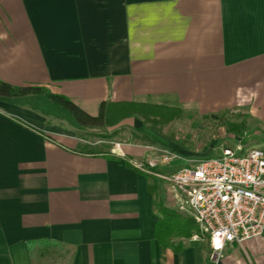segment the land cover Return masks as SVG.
Listing matches in <instances>:
<instances>
[{"label": "crops", "instance_id": "obj_1", "mask_svg": "<svg viewBox=\"0 0 264 264\" xmlns=\"http://www.w3.org/2000/svg\"><path fill=\"white\" fill-rule=\"evenodd\" d=\"M0 78L98 114L102 102L241 110L264 133V0H0ZM53 103L0 97V264H212L207 241L175 252L155 236L150 175L133 165L153 141L100 145L112 127ZM216 264H264V234Z\"/></svg>", "mask_w": 264, "mask_h": 264}, {"label": "built area", "instance_id": "obj_2", "mask_svg": "<svg viewBox=\"0 0 264 264\" xmlns=\"http://www.w3.org/2000/svg\"><path fill=\"white\" fill-rule=\"evenodd\" d=\"M160 151L162 163L179 158L168 150ZM157 163L153 158L147 163L133 161L145 173L153 172ZM190 163L160 175L170 182L181 208L196 220L199 232L192 239L208 240L211 260L216 263L228 244H242L264 234V149L238 144L222 148L218 157L205 156Z\"/></svg>", "mask_w": 264, "mask_h": 264}, {"label": "rangeland", "instance_id": "obj_3", "mask_svg": "<svg viewBox=\"0 0 264 264\" xmlns=\"http://www.w3.org/2000/svg\"><path fill=\"white\" fill-rule=\"evenodd\" d=\"M73 101L91 115H98V110L88 105L87 102L80 100V104L75 100ZM60 110L65 112L66 119L75 120L70 111L63 107H60ZM134 122L135 119L131 118L120 123L123 125L118 129V126L112 127L111 130L107 131L109 132L107 135H101L97 138L98 140L100 138L105 140L100 145H106L114 149L118 147L117 144H122L125 141L134 143H151L153 141V160H157L158 163L153 167V172L147 174L155 178L153 183L159 181V187L164 190V192L159 193L164 203L168 207L178 209L184 214H189V212L181 208L182 203L175 197L170 182L161 177L160 174H171L182 166L191 165L190 162L194 159L197 160L205 156L218 157L222 148L228 146L234 147L242 144L247 149L254 147L264 149L263 131L252 121L248 114L241 110L226 111L216 115V117H202L182 113L166 125L153 124V131L150 129L152 123H144L142 128L136 129L131 127ZM134 130H137V134L134 133ZM144 136H148V139L143 138ZM162 149L177 154L179 158L170 163H162L160 158L162 153L160 150ZM144 162L147 163L145 160ZM204 241L209 242L208 240ZM216 263L212 262V264Z\"/></svg>", "mask_w": 264, "mask_h": 264}, {"label": "trees", "instance_id": "obj_4", "mask_svg": "<svg viewBox=\"0 0 264 264\" xmlns=\"http://www.w3.org/2000/svg\"><path fill=\"white\" fill-rule=\"evenodd\" d=\"M30 94L44 95L55 104L69 110L75 119L83 126H110L115 127L126 118L140 115L144 123L166 125L182 114L180 108H165L158 105L142 104L136 102H124L117 104V107L107 102H102L100 112L94 116L81 108L77 103L62 94H56L38 85H14L0 78V97L15 98ZM143 138H146L144 136ZM148 188L155 194V214L158 217L155 236L158 242L175 252H180L186 247V240L199 232L196 220L180 212L178 209L168 207L160 192L159 181L149 176Z\"/></svg>", "mask_w": 264, "mask_h": 264}]
</instances>
